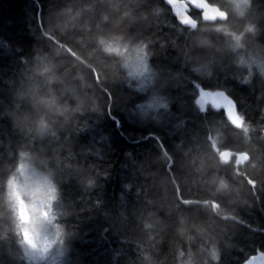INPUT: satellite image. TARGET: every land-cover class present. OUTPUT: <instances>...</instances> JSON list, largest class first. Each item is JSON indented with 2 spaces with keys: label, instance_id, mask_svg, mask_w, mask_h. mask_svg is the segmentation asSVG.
Returning a JSON list of instances; mask_svg holds the SVG:
<instances>
[{
  "label": "trees",
  "instance_id": "obj_1",
  "mask_svg": "<svg viewBox=\"0 0 264 264\" xmlns=\"http://www.w3.org/2000/svg\"><path fill=\"white\" fill-rule=\"evenodd\" d=\"M69 5L90 7L84 19L93 26L108 10L106 0H0V168L12 163L21 145L58 161L71 264H243L264 251V78L249 76L233 66L230 55L219 53L214 58L222 63L211 79L194 76L186 64L195 54L190 49L196 32L180 23L165 0H123L137 17L152 7L162 9L158 16L125 20L113 29L148 43L155 83L138 89L99 54L91 60L93 68L76 61L71 50L55 54L49 26ZM253 8L264 43V0H254ZM189 12L197 31L210 29L200 10ZM206 34L217 46L225 44L222 35ZM88 35L56 33L85 58L94 48ZM42 53L52 55L69 77L84 74L81 95L88 110L58 126L56 136L31 141L13 128L7 112L34 57ZM200 88L230 95L247 133L226 108L208 105L202 111ZM152 92L163 94L168 107L142 118L138 106ZM214 145L233 163L221 164ZM243 152L251 160L237 169L232 153ZM212 176H223L230 190L216 191ZM18 252L14 239L0 240V264H24L15 258Z\"/></svg>",
  "mask_w": 264,
  "mask_h": 264
},
{
  "label": "clouds",
  "instance_id": "obj_2",
  "mask_svg": "<svg viewBox=\"0 0 264 264\" xmlns=\"http://www.w3.org/2000/svg\"><path fill=\"white\" fill-rule=\"evenodd\" d=\"M140 2L147 3V0ZM106 3L108 10L101 13L95 26L90 20L84 19L85 13L91 10L88 6L77 8L69 5L58 10L57 19L48 30V35L57 42L55 54L59 56L62 50H71L74 59L87 68L94 67L91 60L99 54L107 58L111 62L110 66L117 68L126 78L140 84H152L156 74L149 63L148 43L135 39L126 29H113L119 28L125 20L135 22L137 19L148 20L149 15L158 16L162 9L159 6L152 7L137 17L131 8L123 5V0H106ZM253 5L254 0L215 3L212 5L214 15L208 21L210 29L206 27L197 31V25L190 26L196 32L190 49L195 54L187 57L186 66L194 76L211 79L222 63V60L214 58L219 53L221 58L230 55L233 66L249 76L259 74L264 78V43L258 39L260 29L255 22ZM238 21H243V24L237 26ZM109 24L111 28L103 27ZM75 30L91 34L88 40L94 44V48L87 58L59 41L56 36V33L62 37ZM209 31L225 37L223 47L217 46L215 40L206 34ZM84 39L76 37L77 43L82 44ZM75 81H80V84L77 85ZM84 81L82 72L69 77L67 70L62 71L61 65L49 53L36 55L14 95L13 107L7 112L13 128L31 138V141L56 136L58 126L68 124L88 110V102L81 95ZM197 106L201 107L199 101ZM167 107V98L160 93L150 94L138 106L142 118ZM201 110L206 111L207 105H203ZM240 127L247 133L245 125L241 124ZM214 150L221 164L233 163L231 157L223 159L220 149L215 145ZM9 155L10 158L13 156L12 153ZM232 155L237 157L234 162L237 169L251 160L246 152ZM88 183L90 186L91 182ZM209 183L218 192L230 190L229 182L223 176H212ZM61 201L58 161L53 164L52 158L34 151L30 146L18 147L12 163L0 168V240L14 239L19 250L15 257L17 260L24 261V264H66L71 247L66 228L60 222L64 215ZM215 207L219 208V205ZM184 224L185 221L181 219V225ZM178 231L184 235L187 230L181 227ZM212 258L217 259L215 255ZM253 264H264V253L259 254Z\"/></svg>",
  "mask_w": 264,
  "mask_h": 264
},
{
  "label": "water",
  "instance_id": "obj_3",
  "mask_svg": "<svg viewBox=\"0 0 264 264\" xmlns=\"http://www.w3.org/2000/svg\"><path fill=\"white\" fill-rule=\"evenodd\" d=\"M173 9V12L177 16L180 23L184 26L190 27L191 25H197V19L189 12L191 8L198 9L202 12V16L206 21L212 19L214 12L209 0H165ZM215 106L219 108H226L228 110L233 109L236 104L235 101L226 93H221L216 96ZM245 153V152H243ZM241 159H247V157H241ZM264 251L251 255L243 264H253L257 260L259 254Z\"/></svg>",
  "mask_w": 264,
  "mask_h": 264
},
{
  "label": "rangeland",
  "instance_id": "obj_4",
  "mask_svg": "<svg viewBox=\"0 0 264 264\" xmlns=\"http://www.w3.org/2000/svg\"><path fill=\"white\" fill-rule=\"evenodd\" d=\"M148 51V50H147ZM149 56V53H148ZM149 58V57H148ZM150 63V61H149ZM151 66V65H150ZM152 68V67H151ZM155 83V80L152 84H140L139 82L135 81V86L138 89H142V90H148V87L152 86ZM153 93V92H152ZM221 93H225V91H219V90H211V89H206V88H200V92H199V97H198V101L200 102L201 107L203 105H215V99L216 96L221 94ZM226 112L228 113L230 119L236 123L237 125H241L243 124V120L241 119V117H239V115L237 114V110H236V106L231 109L228 110L226 109ZM61 211L64 213V215H62L60 222L64 225L65 227V223H64V219L66 217V211H65V206L63 201H61ZM66 228V227H65ZM66 264H71V256H70V252L69 255L67 257V261Z\"/></svg>",
  "mask_w": 264,
  "mask_h": 264
},
{
  "label": "bare ground",
  "instance_id": "obj_5",
  "mask_svg": "<svg viewBox=\"0 0 264 264\" xmlns=\"http://www.w3.org/2000/svg\"><path fill=\"white\" fill-rule=\"evenodd\" d=\"M203 17V16H202ZM204 19V18H203ZM205 20V19H204ZM206 21V20H205Z\"/></svg>",
  "mask_w": 264,
  "mask_h": 264
}]
</instances>
